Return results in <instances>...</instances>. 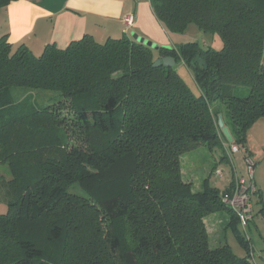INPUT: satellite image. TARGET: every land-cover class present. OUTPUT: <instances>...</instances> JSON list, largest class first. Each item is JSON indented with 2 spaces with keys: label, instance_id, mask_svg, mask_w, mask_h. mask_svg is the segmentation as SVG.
I'll list each match as a JSON object with an SVG mask.
<instances>
[{
  "label": "trees",
  "instance_id": "1",
  "mask_svg": "<svg viewBox=\"0 0 264 264\" xmlns=\"http://www.w3.org/2000/svg\"><path fill=\"white\" fill-rule=\"evenodd\" d=\"M13 1L0 0V11ZM150 2L168 31L194 24L222 46L190 41L156 53L128 36L86 34L37 55L0 37V164L10 173L0 179V264H253L247 229L223 202L232 188L206 178L195 190L181 157L201 145L232 156L220 115L249 154L248 131L264 117V0ZM162 56L175 66L154 67ZM15 87L57 94L15 102ZM64 126L80 146L68 147ZM223 209L246 256L209 243L205 218Z\"/></svg>",
  "mask_w": 264,
  "mask_h": 264
},
{
  "label": "crops",
  "instance_id": "2",
  "mask_svg": "<svg viewBox=\"0 0 264 264\" xmlns=\"http://www.w3.org/2000/svg\"><path fill=\"white\" fill-rule=\"evenodd\" d=\"M128 14H135V22L131 26H127L123 21ZM5 34H8L14 49L26 45L37 55L49 44L66 48L72 41L81 39L86 34L92 35L99 42L123 36L134 38L133 34H137L160 46L175 48L180 44L177 38L179 34L172 33L164 27L154 13L150 0H17L0 11V37ZM154 51L158 52L155 49ZM178 65L185 66L182 62L177 63ZM261 119L264 117L257 120L253 126ZM252 147L251 142L247 141L249 154L255 155ZM185 157L187 156L181 157L183 177L197 190L203 187L206 178L210 179L212 185L222 190L232 188L235 176H239L233 173L224 178L222 174L219 178L223 179L224 185L219 186L213 183L212 174L193 176L194 166ZM256 184L258 192L255 195H259L261 205L256 209L253 201L254 217L247 227L250 240L249 254L253 264H264V218L260 212L264 206V193L261 188L263 182ZM230 221L231 214L227 209L208 215L205 224L210 241L214 240L219 245L228 243L233 249L227 236L224 239L227 241H223L222 238L228 229L235 235L229 226ZM235 238L237 239L236 235ZM237 243L239 251L234 249L233 251L236 255L246 256L248 253L246 248L240 242Z\"/></svg>",
  "mask_w": 264,
  "mask_h": 264
},
{
  "label": "rangeland",
  "instance_id": "3",
  "mask_svg": "<svg viewBox=\"0 0 264 264\" xmlns=\"http://www.w3.org/2000/svg\"><path fill=\"white\" fill-rule=\"evenodd\" d=\"M178 34V33H176ZM179 42L178 43H186L190 41H198L200 44H204L205 41L209 43V45H212L214 47L220 48L223 44L222 39L219 36H216V38H212L211 35L208 33H204L201 30L198 29V27L194 24H191L189 29L182 34H179L178 37ZM42 53V52H41ZM178 72L183 76V78L187 81V83L190 85L191 89H193L197 94H200V91L193 79L189 71V69L185 66H177ZM237 94L238 95H246L248 93V89L246 87H236ZM14 94V101L18 102L21 99H23L27 94H30L32 102H36L37 104H47V103H53L54 100H47L46 97L50 95H55L57 93L46 91V90H30L25 87H15L13 89ZM220 103L217 102V106H219ZM65 116H70V112L67 109H63L62 112ZM253 126V125H252ZM62 130H65L66 133L62 134L63 139L67 141L68 147H71L73 145L80 146L81 142L77 140L76 133H73L71 130L67 131L68 129L64 126ZM248 135L250 137L247 138V141H250L253 145L252 149H254V154L251 155V158L253 161H255L254 167V175L252 176L256 183L259 184V182H263L262 191L264 193V119H261L259 123L255 124V126L251 127V131L249 129ZM249 143V142H248ZM228 152L223 147H215L212 150L206 146L201 145L198 148L192 150V152H187L184 154L186 160L189 159L191 161L192 166H194V174L193 176H206L213 175L214 184H218L219 186H223V179L219 178L221 175H215L213 172L215 167L220 168L223 171L224 178L231 176V174L235 173L239 176L245 177L247 180L250 179L249 170H248V164L244 154V151H240L238 153H232V156L229 157ZM250 155V154H249ZM225 157V158H223ZM217 163V164H216ZM1 176L4 178H9L10 173L5 165L0 164V179ZM218 178V179H217ZM235 180V179H234ZM233 181V185H234ZM195 190H197L196 187H194ZM76 191L81 192L79 188H75ZM253 201L255 202L256 209L261 205L260 197L259 195H255L253 198ZM8 210V203L7 200L4 198H0V214L6 213ZM227 236V239L229 243L233 245V249L235 251H239V244L236 242L235 235L231 231V229H228L227 234L225 235V232L222 235L223 241ZM212 247L219 245L216 244L214 240L209 242ZM224 243V242H223Z\"/></svg>",
  "mask_w": 264,
  "mask_h": 264
},
{
  "label": "built area",
  "instance_id": "4",
  "mask_svg": "<svg viewBox=\"0 0 264 264\" xmlns=\"http://www.w3.org/2000/svg\"><path fill=\"white\" fill-rule=\"evenodd\" d=\"M124 23L127 26H131L135 22V14H128L124 17ZM234 142V141H233ZM233 142L229 143V152L238 153L240 149L238 145ZM248 164L249 177L247 180L243 176H235L234 185H232V190L226 193L223 197V202L232 208L239 217L242 229L246 231L249 223L252 221L254 216V203L253 196L258 192L257 184L253 179L254 175V165L255 161L251 158V155L247 154L245 156ZM223 171L221 169L217 170V175H222Z\"/></svg>",
  "mask_w": 264,
  "mask_h": 264
},
{
  "label": "water",
  "instance_id": "5",
  "mask_svg": "<svg viewBox=\"0 0 264 264\" xmlns=\"http://www.w3.org/2000/svg\"><path fill=\"white\" fill-rule=\"evenodd\" d=\"M133 37L135 39H137L139 42L144 43L145 45L151 47L152 49L155 50H159L160 45L153 43L151 40L145 39L143 37L138 36L137 34H133ZM176 63V59L173 56H162L160 58H157L154 62V64H152L154 67H158L161 65H167V66H175ZM218 125L222 131V133L224 134V136L226 137L227 141L229 143L233 142V135L230 131V128H228V126L225 125V122L222 118V116H219V121H218Z\"/></svg>",
  "mask_w": 264,
  "mask_h": 264
}]
</instances>
